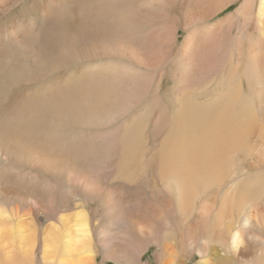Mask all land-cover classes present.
Segmentation results:
<instances>
[{
    "label": "bare ground",
    "instance_id": "bare-ground-1",
    "mask_svg": "<svg viewBox=\"0 0 264 264\" xmlns=\"http://www.w3.org/2000/svg\"><path fill=\"white\" fill-rule=\"evenodd\" d=\"M108 263L264 264V0H0V264Z\"/></svg>",
    "mask_w": 264,
    "mask_h": 264
},
{
    "label": "rangeland",
    "instance_id": "rangeland-1",
    "mask_svg": "<svg viewBox=\"0 0 264 264\" xmlns=\"http://www.w3.org/2000/svg\"><path fill=\"white\" fill-rule=\"evenodd\" d=\"M31 4V3H30ZM237 8V6H231L230 8H228L227 10H225L224 11V13L222 14V16L224 17V15H227V14H229L231 11H233L234 9H236ZM24 11V10H23ZM23 11H21V13H19L18 15H15L14 17H13V20L14 19H16V18H18L20 15H22V12ZM7 24V23H6ZM9 24V23H8ZM241 169V168H240ZM90 210V211H89ZM88 212H89V214H91L92 213V208H89L88 209ZM152 257H153V252H149L148 254H146V256H145V258L146 259H152ZM108 264H113V263H108ZM190 264H194V263H190Z\"/></svg>",
    "mask_w": 264,
    "mask_h": 264
}]
</instances>
